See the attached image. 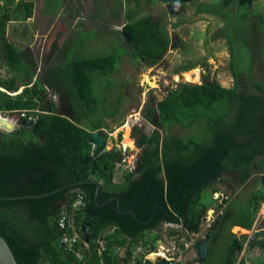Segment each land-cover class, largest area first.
<instances>
[{
	"label": "trees",
	"instance_id": "1",
	"mask_svg": "<svg viewBox=\"0 0 264 264\" xmlns=\"http://www.w3.org/2000/svg\"><path fill=\"white\" fill-rule=\"evenodd\" d=\"M158 1L172 10L185 3ZM252 2L197 4L198 14L215 16L226 23L215 37H225L230 46L235 86L229 89L217 82L181 84L170 90L157 108L148 106L144 118L157 129L148 136L134 127L133 135L143 149L138 171L128 172L124 182L116 184L111 175L122 161V151L98 153L89 135L104 128L103 118L92 126L90 123L98 115L99 106L108 100L107 96L101 99L96 95L95 86L109 78L106 90L112 88L111 75L125 50L82 58L71 51L74 46L75 50L82 49L83 41L79 40L67 51L64 64L46 71L45 85L40 80L32 85L38 65L29 51H20L7 40L4 16L13 9V20L26 21L33 17L36 3L0 0V53L14 74L8 80L0 77V88L16 93L25 87L18 96L0 90V112L12 114L17 121L28 110L26 113L36 122L31 132H0V235L19 264H83L59 248L62 232L58 223L64 209L73 210L74 225L89 245L85 250L87 264H170L167 260L155 263L135 259L139 242L151 244L147 234L163 224L180 225L189 235L199 234L212 206L205 201V192L212 190L208 196L215 203L213 194L219 190L213 186L226 183L245 190L222 199L221 214L210 230V255L226 238L229 245L224 264H247L235 258L238 247L243 251L244 244L232 229L252 230L264 204V77L254 81L256 67H264L260 63L264 61V16L255 11ZM132 10L131 0H127L129 23L122 29L130 49L127 53L157 64L172 39L162 19L138 18ZM244 75L251 86L247 91L242 90ZM48 88L59 102L46 101ZM175 124L185 129L200 124L208 129L209 137L169 134V125ZM254 176L256 188L247 194L246 186ZM54 191L46 197L8 199ZM80 197L84 205L74 210ZM109 229L114 231L106 235ZM101 239L106 245L102 253ZM250 245L264 254V239L253 240ZM119 248L124 250L123 255L117 253ZM257 264H264V260Z\"/></svg>",
	"mask_w": 264,
	"mask_h": 264
},
{
	"label": "rangeland",
	"instance_id": "2",
	"mask_svg": "<svg viewBox=\"0 0 264 264\" xmlns=\"http://www.w3.org/2000/svg\"><path fill=\"white\" fill-rule=\"evenodd\" d=\"M27 1L36 3L33 17L26 21H15L13 9L8 10L6 38L20 51H29L33 55L38 69L32 85L36 79L44 84L46 71L64 64L67 51L79 40L83 41L82 49L75 50L74 46L71 51H74L75 56L82 58L105 56L115 52L123 53L124 50L126 52L117 71L111 75L112 88L106 90L110 84L109 78L103 83L96 84V95L101 99L107 96L108 100L103 106L102 104L99 106L98 115L93 116L90 123L92 126L103 118L102 131L107 135L109 151L113 149L122 151V161L117 164L114 176L116 183H122L128 172H134L143 152L137 143V137L133 135L134 127H138L148 136L157 129L144 118L148 106L157 108L158 104L168 96L169 91L178 89L181 84L202 85L205 82H217L229 89L235 86V78L231 70L230 46L225 37H215L216 33L226 26L225 21L215 16L197 13L198 3L220 0H185L182 6L174 10L167 8L158 0H131L132 12L136 17L152 16L155 19H162L172 39L161 60L152 65L141 59H134L127 53L130 49L122 34L124 25L129 23L127 0ZM252 6L264 16V0H253ZM262 62L264 63L263 60L260 61L261 64ZM194 65L196 68L192 69ZM182 68H190V70L185 72ZM263 68L256 67L258 76L254 81L259 80L260 76L264 77ZM187 73L191 74L189 79ZM12 76L14 74L8 66L5 55L0 53V77L8 80ZM242 82L243 91L251 89L247 75L243 76ZM24 88L20 87L18 93L24 91ZM7 93L15 95V93ZM45 95L46 101L53 99L59 102L49 88ZM103 107L107 110L104 111ZM39 111L41 112L40 109ZM10 118L14 117L11 115ZM168 131L169 134L180 137L201 135L209 137L208 129L205 126L201 128L200 124L192 129H185L177 124L169 125ZM163 132L164 130L161 129L162 135H166V132ZM255 179L256 176L246 186L247 194L256 188ZM227 184L213 186L219 190V198L213 194L215 203L208 196L212 190L205 192V201L212 203L213 206L209 209L208 215H213V218L209 225H204L198 237L187 236L186 241L199 243L211 232L213 224L221 214L222 209L219 210V206L222 204V199L232 197L229 188L224 187ZM244 190L235 188L233 196L242 194ZM239 228L234 227L232 233L241 239L245 250L239 253L236 259L239 263L243 260L247 264L262 262L263 252L259 249L252 250L250 244L253 240L264 239V204L257 214L252 230L244 231ZM228 245L226 238L220 240L215 249L216 255L208 264H224L223 257L227 253ZM146 253L144 247L141 256ZM198 257H193L194 262H197Z\"/></svg>",
	"mask_w": 264,
	"mask_h": 264
},
{
	"label": "water",
	"instance_id": "3",
	"mask_svg": "<svg viewBox=\"0 0 264 264\" xmlns=\"http://www.w3.org/2000/svg\"><path fill=\"white\" fill-rule=\"evenodd\" d=\"M143 61L148 63V64H151V65L153 64L148 59H143ZM210 85H211V83H210ZM0 89L3 90L2 88H0ZM3 92H6V91L4 90ZM18 95H19L18 93H15L14 96H18ZM4 116H5L4 113H1V116H0V132H1V130H3V132L11 133V132H15V131H22L24 129L29 130L31 132L35 126V123H36L27 114L21 115L19 117V119L13 123L9 120L3 119L2 117H4ZM89 141L91 144L96 146V152H98V153L109 152V147L107 145V136H106V133L104 131L91 132L89 135ZM111 178H113L112 175H111ZM224 187L229 188L232 192L235 191V187L232 186L231 184L224 185ZM99 188L100 187H98V192H99ZM53 193H55V191L51 192V193L43 194V195H38V196H24V197L8 198V199L14 200V199H20V198L46 197V196H49ZM115 200L118 201V199H115ZM118 207L120 210V204ZM130 213L133 214L137 218V215L134 212L130 211ZM161 229L165 230V224L161 225ZM212 237H213V232H210L208 234L207 238L203 241V243L196 245V248L199 252V255H200L202 262H206V260L209 256V246H210V240L212 239ZM169 247H170V250L171 249L173 250L172 244H169ZM239 253H240V247H238V249L236 251L235 258H237V255H239ZM163 260H164V258H157V262L163 261ZM0 264H19L14 253H13L11 246L9 245L7 240L1 235H0ZM135 264H144V262L139 261Z\"/></svg>",
	"mask_w": 264,
	"mask_h": 264
},
{
	"label": "crops",
	"instance_id": "4",
	"mask_svg": "<svg viewBox=\"0 0 264 264\" xmlns=\"http://www.w3.org/2000/svg\"><path fill=\"white\" fill-rule=\"evenodd\" d=\"M36 80L34 82H36ZM16 93H18V92H16ZM99 131H102V130H99ZM95 150H96V147H95ZM137 165H138V163H137ZM134 171H138V167H135ZM114 176L112 178L113 180H114ZM116 182L117 181H115V183ZM122 183H116V184H122ZM233 193L234 192L231 191L232 196H233ZM216 196L218 197L219 194L216 193ZM210 208H213V206H211ZM213 214H215V213H213ZM212 218H213V215L210 216V215L207 214V217L204 219V222H203L201 231H202V229H204V225L205 224H208L209 225V223L211 222ZM241 230H244V229L241 228ZM113 231H114V229H109L107 231V234L106 235L112 234ZM244 231H246V230H244ZM173 232L175 233V236H171V233H173ZM199 234H195V235L192 234V236L198 237ZM187 236H191V235H189V233L185 232L182 229V226L179 227V228H172L171 226L165 224V230H162L161 227H160L158 231H153L151 233H148L147 234V239L149 240V242H151V244L153 245L154 249L158 253H161V254H164V255H174L178 251H184V253H185L184 254V264H204V263H206V262H202L201 261L199 252H198V250L196 248V245H199V244L203 243V241L207 238L208 235L206 236V238L204 240H202L199 243L198 242H188V241H186L187 240ZM210 242H211V240H210ZM169 244H172V247H173V250L171 249L172 251L170 250ZM183 244H185L184 247H181ZM140 245L141 246L142 245L143 246H146L145 243H144V241L139 242V246L138 247H141ZM210 245H211V243H210ZM187 246H189V247H187ZM216 246L217 245H215V247H214L211 255H210V246H209V256L207 258V260H209V262L212 261L213 260V257L216 255V250H215L216 249ZM243 250H245V248ZM241 252L242 251H240V253ZM117 253H119L120 255H123L124 254V250L121 249V248H119L117 250ZM196 256H199V257H198L197 262L195 261L196 262L195 263L194 260H193V257H196ZM145 257H146V254L143 255V256H141V253L137 254V251H136V253H135V259H137V258H144V260H146ZM157 258H162V257L160 256V257H157ZM157 258L156 257H150L149 259L151 261H153V262L156 263L157 262ZM190 260H191V262H189ZM135 263H137V262H134L133 264H135Z\"/></svg>",
	"mask_w": 264,
	"mask_h": 264
},
{
	"label": "built area",
	"instance_id": "5",
	"mask_svg": "<svg viewBox=\"0 0 264 264\" xmlns=\"http://www.w3.org/2000/svg\"><path fill=\"white\" fill-rule=\"evenodd\" d=\"M1 113L0 112V116ZM4 117H2L5 120L16 122L13 118H10L12 114L10 113H4ZM32 119V118H31ZM95 148L96 146L93 145ZM84 205L83 203V197H80L79 200L76 201L73 208L74 210L81 208ZM73 210L68 211L67 209H64L61 213L60 219H59V229L62 232V236L59 241V248L62 249L64 252L74 255L80 262L83 264H87V257L85 250L87 251L89 248V245L87 242H85L80 234L78 233L75 225H74V219H73ZM172 228H179L180 225L176 224H168ZM71 230V231H70ZM144 247H146L147 253H146V260H150V257H162L164 260H167L170 264H184V251H178L174 255H164L161 253H158L152 244H148L146 246H141L137 249V254L143 253ZM189 247V246H187ZM99 250L100 253L106 250L105 240L101 239L99 241ZM163 255V256H162Z\"/></svg>",
	"mask_w": 264,
	"mask_h": 264
},
{
	"label": "flooded vegetation",
	"instance_id": "6",
	"mask_svg": "<svg viewBox=\"0 0 264 264\" xmlns=\"http://www.w3.org/2000/svg\"><path fill=\"white\" fill-rule=\"evenodd\" d=\"M4 18H5V20L7 21V23H8V18L6 17V15L4 16ZM38 80V79H37ZM24 90H25V88H24ZM24 91H22L21 93H18L19 95L20 94H22ZM7 93V92H6ZM9 94V93H8ZM12 96H14V95H12ZM28 110H25V111H23V115H25V113L27 112ZM27 114V113H26ZM27 115H29L30 116V114H27ZM2 132H3V130H2ZM5 134V133H4ZM264 234V233H263Z\"/></svg>",
	"mask_w": 264,
	"mask_h": 264
},
{
	"label": "bare ground",
	"instance_id": "7",
	"mask_svg": "<svg viewBox=\"0 0 264 264\" xmlns=\"http://www.w3.org/2000/svg\"><path fill=\"white\" fill-rule=\"evenodd\" d=\"M187 77H188V79L190 78V76H191V74L190 73H187ZM12 122V121H11ZM13 123V122H12ZM128 133V132H127ZM130 143V142H129ZM128 147V146H127ZM240 229V228H239ZM245 230V229H244Z\"/></svg>",
	"mask_w": 264,
	"mask_h": 264
}]
</instances>
